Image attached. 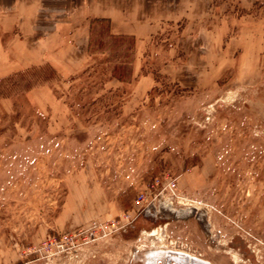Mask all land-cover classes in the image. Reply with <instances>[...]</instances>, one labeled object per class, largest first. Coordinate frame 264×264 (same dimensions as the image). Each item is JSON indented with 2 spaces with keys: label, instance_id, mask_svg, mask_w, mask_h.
I'll list each match as a JSON object with an SVG mask.
<instances>
[{
  "label": "rangeland",
  "instance_id": "374dc122",
  "mask_svg": "<svg viewBox=\"0 0 264 264\" xmlns=\"http://www.w3.org/2000/svg\"><path fill=\"white\" fill-rule=\"evenodd\" d=\"M226 7L162 25L131 83L106 81L107 50L0 99V264H264V0Z\"/></svg>",
  "mask_w": 264,
  "mask_h": 264
},
{
  "label": "crops",
  "instance_id": "0c3cea01",
  "mask_svg": "<svg viewBox=\"0 0 264 264\" xmlns=\"http://www.w3.org/2000/svg\"><path fill=\"white\" fill-rule=\"evenodd\" d=\"M233 1L247 8L262 0H0V79L44 65L61 79L83 71L102 55L89 51L93 19H108L113 35L133 36L136 52L162 25L185 23V31L226 17Z\"/></svg>",
  "mask_w": 264,
  "mask_h": 264
},
{
  "label": "trees",
  "instance_id": "16d2710c",
  "mask_svg": "<svg viewBox=\"0 0 264 264\" xmlns=\"http://www.w3.org/2000/svg\"><path fill=\"white\" fill-rule=\"evenodd\" d=\"M135 45L136 39L133 36L113 35L108 19L91 20L90 53L102 52L104 54L107 50L112 53L107 59L106 69L109 71V78L106 81L132 82L133 58L128 61L124 59L134 57L132 55ZM29 76L31 78L28 79ZM18 80L24 82V87H20ZM55 80H58V75L49 65L32 67L14 73L0 79V99L11 97L14 91L29 92L39 85Z\"/></svg>",
  "mask_w": 264,
  "mask_h": 264
},
{
  "label": "built area",
  "instance_id": "2783aa9c",
  "mask_svg": "<svg viewBox=\"0 0 264 264\" xmlns=\"http://www.w3.org/2000/svg\"><path fill=\"white\" fill-rule=\"evenodd\" d=\"M167 187L170 190H174L176 188L175 181L169 182L167 184ZM144 199H145V197L141 195L140 197L137 198L136 204L140 205ZM131 218H132V215L130 213H128L126 216L121 217V219H119V220H113V221L107 222V223H96L90 229L91 230L90 233H91V235H93V237L94 236L96 237V233H99V232L107 233V232L117 231V230H119L121 228L122 222H124V221L128 222ZM80 236H84L82 234V232H79L78 235H71L69 238L68 237H64V238H67L69 241L71 240L72 242L73 241L76 242L77 239H79ZM83 239L87 240L88 237L84 236ZM62 240H64V239L62 238Z\"/></svg>",
  "mask_w": 264,
  "mask_h": 264
},
{
  "label": "water",
  "instance_id": "95a60500",
  "mask_svg": "<svg viewBox=\"0 0 264 264\" xmlns=\"http://www.w3.org/2000/svg\"><path fill=\"white\" fill-rule=\"evenodd\" d=\"M177 258H180L182 256L181 253L177 254ZM185 261V260H184ZM182 264H186L182 261ZM180 262V264H181ZM202 264H207L205 262L200 261ZM170 264L171 262L168 261L166 262V258H164V254L163 252H160V250H151L149 252H147V256L145 257V262L144 264ZM174 264H179V262L177 263L176 261H173ZM188 264V263H187Z\"/></svg>",
  "mask_w": 264,
  "mask_h": 264
},
{
  "label": "bare ground",
  "instance_id": "6f19581e",
  "mask_svg": "<svg viewBox=\"0 0 264 264\" xmlns=\"http://www.w3.org/2000/svg\"><path fill=\"white\" fill-rule=\"evenodd\" d=\"M158 248L159 249H164L162 247L161 248L158 247ZM160 252H163L164 258H166V262L170 261L171 262L170 264H174L173 261H176L177 263L179 262V264H180L181 259L186 264L187 263L188 264H202L200 262L201 260L196 258V257H194V256H192L191 253L190 254H185V253L180 252V253H182V256L180 258H177L176 255H174L175 253H172V251H167V250L164 249L163 251L160 250ZM181 264H182V262H181ZM207 264H210V263H207Z\"/></svg>",
  "mask_w": 264,
  "mask_h": 264
},
{
  "label": "flooded vegetation",
  "instance_id": "af4514ba",
  "mask_svg": "<svg viewBox=\"0 0 264 264\" xmlns=\"http://www.w3.org/2000/svg\"><path fill=\"white\" fill-rule=\"evenodd\" d=\"M160 264V263H159Z\"/></svg>",
  "mask_w": 264,
  "mask_h": 264
}]
</instances>
